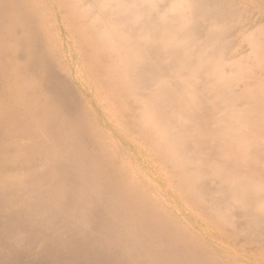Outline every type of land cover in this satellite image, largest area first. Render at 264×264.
I'll return each mask as SVG.
<instances>
[{
    "label": "bare ground",
    "instance_id": "6f19581e",
    "mask_svg": "<svg viewBox=\"0 0 264 264\" xmlns=\"http://www.w3.org/2000/svg\"><path fill=\"white\" fill-rule=\"evenodd\" d=\"M239 1L264 39V0ZM115 2L0 0V264H264V90L241 83L264 89V56L237 43L220 99L202 73L157 91L142 5Z\"/></svg>",
    "mask_w": 264,
    "mask_h": 264
},
{
    "label": "water",
    "instance_id": "95a60500",
    "mask_svg": "<svg viewBox=\"0 0 264 264\" xmlns=\"http://www.w3.org/2000/svg\"><path fill=\"white\" fill-rule=\"evenodd\" d=\"M137 1L142 5L138 21L143 23L139 38L144 44L157 43L158 58L153 64L135 67V81L156 83L157 91H166L174 96L186 88L182 83H197L193 80L184 82L182 77L188 79L202 73L210 78L202 82L206 83V93L220 99L221 89H225L228 83H239L240 75L247 71V66H251L238 57L234 63L231 61L237 43L245 44L246 52L241 56L250 51L251 55L253 52L264 56V39L240 32L245 7L239 0ZM158 5H163L165 10L155 14ZM169 82L174 86L169 88ZM241 83L245 91L251 90L258 96L263 93L262 83ZM240 104L242 109L227 111L221 121L242 116L250 102L245 99ZM243 132V128L238 127L229 130L228 134L233 137Z\"/></svg>",
    "mask_w": 264,
    "mask_h": 264
},
{
    "label": "rangeland",
    "instance_id": "374dc122",
    "mask_svg": "<svg viewBox=\"0 0 264 264\" xmlns=\"http://www.w3.org/2000/svg\"><path fill=\"white\" fill-rule=\"evenodd\" d=\"M112 2H113V1H111L110 4H109V2H108V3H107L108 5L105 4L106 6L104 5V7H107V6L110 7V6H111V9L113 10L112 12H113V13L115 12L114 14L122 15V17L125 16V15H126V16L129 15L130 18H131V14H135V13H133V12H135V9H133V8H135V6H133V5H129V6H127V7L124 9V11H125V12H124V15L122 14L123 12L119 14V12H121L122 10H121V11L119 10V12L116 13V12L118 11V10L116 11V9H119V7L116 6L117 8H113L112 5L115 6V3H116V2H115V0H114V2H115L114 4H113ZM117 2H118V1H117ZM111 4H112V5H111ZM109 5H110V6H109ZM116 5H117V4H116ZM108 7L106 8V9H107V14H108V12H111V11H108V10H110V8H108ZM129 7H130V8H129ZM103 11H104L105 14H106V10H103ZM157 12H159V9H158ZM155 13H156V10H155ZM107 14H106V15H107ZM114 14H111V16H112V15H113V16H118V15H114ZM108 15H110V14H108ZM126 16H125V18H126ZM128 18H129V17H128ZM130 18H129V19H130ZM133 18H134V16H132V19H133ZM127 20H128V19H127ZM128 21H129V20H128ZM130 22H131V21H130ZM134 23H135V22H134ZM136 24H137V26H135L136 29H137L138 27L140 28L141 26H143V25H142L143 23L141 24V22L139 23L138 21H137ZM136 24H135V25H136ZM132 25H133V24H132ZM141 30H142V29H141ZM141 30H140V31H141ZM210 96H211V95H210ZM220 117H222V114H220Z\"/></svg>",
    "mask_w": 264,
    "mask_h": 264
}]
</instances>
